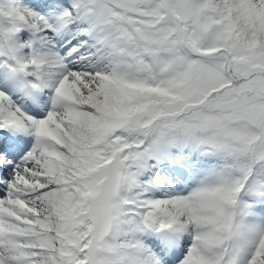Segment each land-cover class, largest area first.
<instances>
[{"label": "snow or ice", "instance_id": "snow-or-ice-1", "mask_svg": "<svg viewBox=\"0 0 264 264\" xmlns=\"http://www.w3.org/2000/svg\"><path fill=\"white\" fill-rule=\"evenodd\" d=\"M0 264H264V0H0Z\"/></svg>", "mask_w": 264, "mask_h": 264}]
</instances>
